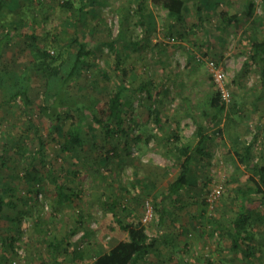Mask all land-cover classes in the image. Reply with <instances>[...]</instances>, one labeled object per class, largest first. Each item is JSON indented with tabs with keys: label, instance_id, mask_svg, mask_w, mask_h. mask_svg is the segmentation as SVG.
I'll list each match as a JSON object with an SVG mask.
<instances>
[{
	"label": "rangeland",
	"instance_id": "1",
	"mask_svg": "<svg viewBox=\"0 0 264 264\" xmlns=\"http://www.w3.org/2000/svg\"><path fill=\"white\" fill-rule=\"evenodd\" d=\"M66 1L19 0L0 14V154H5L0 188L11 201L0 218V264H93L99 253L128 237L119 218L141 220L168 263L264 264L263 199L249 195L247 200L263 213L254 225L253 255L233 250L225 231L241 206L239 188L253 183L252 170L235 150L256 136L255 162L264 164V60L250 56L251 40L264 36L262 0H256L254 19L243 14L246 0H189L180 24L160 0H70L69 7ZM223 14H239V20L227 24ZM31 31L36 42L28 37ZM73 36L87 41L91 63L66 95L74 106L90 104L82 117L77 109L63 115L66 133L79 128L85 139L75 153L61 150L64 136L40 109L54 94L46 75L33 67L36 45L65 57L78 49L70 42ZM208 58L225 67L232 94L219 125L202 114L216 96L223 102ZM117 62L132 68L125 94L133 100L128 146L110 119ZM23 78L34 106L26 108L20 97L2 103L16 91L13 82ZM150 107L160 110V121ZM176 119L181 120L178 141ZM106 122L112 123V134L104 129ZM200 123L213 156L194 163L198 183L184 188L161 219L155 202L182 161L174 142L194 147ZM219 184L223 192L210 204L207 197ZM147 199L155 212L144 222ZM53 241L60 249L54 250ZM150 260H156L153 249L140 264Z\"/></svg>",
	"mask_w": 264,
	"mask_h": 264
},
{
	"label": "trees",
	"instance_id": "2",
	"mask_svg": "<svg viewBox=\"0 0 264 264\" xmlns=\"http://www.w3.org/2000/svg\"><path fill=\"white\" fill-rule=\"evenodd\" d=\"M188 1L189 0H160V3L167 9V15L170 19L175 23L180 24L185 19ZM13 5L19 6V0H9L8 4L5 0H0V14L4 15L3 10L7 6L11 7ZM64 5L69 7L70 0H67ZM256 6V0H246L243 12L246 19H254ZM262 6L263 15L262 19H260V23L262 22V26H264V0H262ZM223 16V20L227 24L239 20V14H223ZM28 37L32 42H36L34 31H31V33L28 34ZM3 39L4 38L0 37V46ZM251 41L252 53L250 56L257 59L260 57L264 60V36L262 39L253 38ZM70 42H77L78 49L75 53L70 52L65 57H63L60 51H58L57 54H51L47 48L36 45L33 50V67L34 69L41 70L46 75L47 89L54 94V100L52 103L40 104V109L49 117L51 127L54 128L60 136H64V140L61 142V150L63 152L67 151L75 153L84 148L85 139L79 128L77 131L66 133L62 124L63 115L65 114L69 116L70 111L77 109L82 117L85 115L86 108L89 107L90 104L88 102L79 101L74 106V104L66 98V95H68V91L73 87L74 82L80 77V75L90 68L91 63L87 59L89 55L87 41H78V38L73 36ZM109 45L113 48L114 44L110 43ZM116 69H119V73L117 74L118 84L109 98L110 119L113 126H115V129L117 128V130L121 131V138L124 139V145L128 146V138L133 127L130 126V124H127V116L133 112V100L126 99L125 94L128 89L127 81L132 72V68H128L121 65L120 62H117ZM146 85L147 84L140 85L139 90H146ZM28 88V78H23L19 83L14 81L11 91H14L13 89H16V91L11 93L10 97L5 99L2 103H8L9 101L16 100L20 97L26 108L33 107L34 102L30 97ZM149 98H153L151 93H149ZM214 99V102L211 103V107L204 108L202 114L206 120H210L219 125L223 118L225 104L224 102H221L217 96ZM95 103V100H92L93 106ZM150 110L155 112V119L160 121V110L152 107H150ZM110 123L111 122L104 123L106 125H104V129H106L107 134H112L115 131L110 127ZM180 127L181 120L176 119V127L174 128L173 133L174 138L177 141L180 137ZM218 132L222 133V129L218 128ZM196 133L198 135V140L192 148L184 145L179 146V144L176 143L177 141L174 142L182 161L177 176L168 184V188L163 192L161 198L157 199L155 202L156 207L159 209L161 219H163L166 213H168L170 204L173 201H177V197L181 195L184 188H188L189 186L198 183V179L193 172L194 163L199 162L202 158L208 161L213 156V153L207 149L206 144L209 135L206 134L205 126L202 123L198 125ZM254 138L255 139L252 141H244L242 145L235 150L239 161L252 170L253 174L249 176V179L252 180L253 183L248 184L247 188L242 186L239 188L242 193L240 209L236 216L230 220L225 229L230 240L231 248L233 250L243 251L245 256L253 255L252 243L254 242L256 233L254 231V225L257 224L256 220L263 216L261 210H254L247 205L249 195H257L264 201V164L255 162L256 154L254 145L256 142V136ZM133 140L137 142L138 138L134 137ZM167 141H169V139ZM0 156L4 158L5 154H0ZM60 190H62V188H60ZM3 193L4 190L0 188V218L7 210H9V205L11 204V201L5 199ZM60 193L64 196L63 191H60ZM157 204L160 207H158ZM118 222L121 227L127 231L128 237L118 241L109 250L99 253L95 257L93 264H140L142 258L152 249L156 254V260H150L148 264H178L175 262L168 263L165 260L161 249L159 248L158 239L155 236H150L148 234L147 228L141 220H129L126 222L119 218ZM75 231L76 230H74V232ZM67 244L70 245L71 243L68 242ZM244 244L246 245L243 246ZM50 245L53 246L55 251L60 249V244L59 242L57 243V241L51 242ZM74 253L77 255L76 249L74 250Z\"/></svg>",
	"mask_w": 264,
	"mask_h": 264
},
{
	"label": "built area",
	"instance_id": "3",
	"mask_svg": "<svg viewBox=\"0 0 264 264\" xmlns=\"http://www.w3.org/2000/svg\"><path fill=\"white\" fill-rule=\"evenodd\" d=\"M207 64L210 69V72L218 84L220 95L222 97V101L225 104H228L232 101V94L229 90V88L226 86V79H227V71L225 70V67L217 62V60L213 58L207 59ZM223 187L222 185H216L213 190L210 192L209 196L207 197V200L210 204H213L214 201H216L222 194ZM154 207L150 199H147L145 202V212L142 217V220L144 222H148L152 219L154 216Z\"/></svg>",
	"mask_w": 264,
	"mask_h": 264
}]
</instances>
